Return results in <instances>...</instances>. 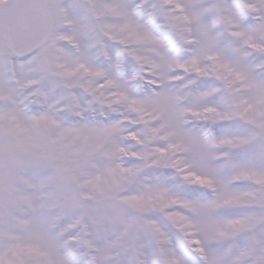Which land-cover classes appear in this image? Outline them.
Segmentation results:
<instances>
[{
	"label": "snow or ice",
	"instance_id": "snow-or-ice-1",
	"mask_svg": "<svg viewBox=\"0 0 264 264\" xmlns=\"http://www.w3.org/2000/svg\"><path fill=\"white\" fill-rule=\"evenodd\" d=\"M0 264H264V0H0Z\"/></svg>",
	"mask_w": 264,
	"mask_h": 264
}]
</instances>
